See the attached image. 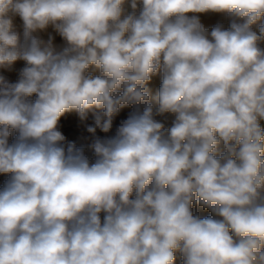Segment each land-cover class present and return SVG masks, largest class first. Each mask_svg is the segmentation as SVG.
<instances>
[{
    "label": "clouds",
    "instance_id": "obj_1",
    "mask_svg": "<svg viewBox=\"0 0 264 264\" xmlns=\"http://www.w3.org/2000/svg\"><path fill=\"white\" fill-rule=\"evenodd\" d=\"M125 2L0 0V68L25 62L0 76V264H264V0ZM125 106L95 163L64 147L66 113L108 133Z\"/></svg>",
    "mask_w": 264,
    "mask_h": 264
},
{
    "label": "rangeland",
    "instance_id": "obj_2",
    "mask_svg": "<svg viewBox=\"0 0 264 264\" xmlns=\"http://www.w3.org/2000/svg\"><path fill=\"white\" fill-rule=\"evenodd\" d=\"M131 0H126L124 8L125 14L132 11L131 9ZM139 0L137 13L139 12ZM191 15H198L201 23L204 25L205 29L209 32L215 27L217 24H222L225 29L230 26V18L226 13H188ZM13 26L14 30L20 34L21 39L23 38V21L19 16H13ZM259 23V22H258ZM253 29L258 32V25H254ZM34 35L38 36L40 39L47 41L49 37L53 38V43L56 46L57 50H61L65 46V41L63 38L55 31L52 26H49L45 30H40ZM261 47L264 48V43L261 44ZM25 67V62L22 60L16 61L11 68H0V76H3L9 83H15L18 81L20 77L21 69ZM93 75H100L99 69H96L94 66H90L89 69ZM162 83V76L160 74L154 75L151 81L148 84L149 89L151 90V95L155 96L158 92L159 87ZM29 99L35 100L36 95L33 94ZM143 106H141L142 110ZM134 110L133 106H125L123 107L119 114L115 117L113 121V128L110 132L104 133L99 129L96 132L90 133L87 131V127L93 125V117L92 114L89 113L88 120L86 122H81L79 116L75 112L66 113L64 116L60 118L58 123V130L65 136L64 147L67 148V145L70 143H74L77 148L83 149L84 156L88 159L90 164L95 163L97 157L95 155L94 149L92 148L93 143L97 138L104 140L113 137L116 134V129L120 125L121 121L128 118L129 114ZM101 111V110H96ZM157 120L164 123L165 128H170L172 126V122L175 119V115L171 113H166L163 117H156ZM261 128L264 129V119L260 120ZM17 133L15 131H11V135L9 137V143L11 144L16 137ZM221 150L223 148L221 146ZM11 174H3L0 173V190H3L6 182L9 180ZM134 198V194L132 197ZM101 220L103 221L104 213H100ZM176 261L175 264H183L181 254L176 252Z\"/></svg>",
    "mask_w": 264,
    "mask_h": 264
},
{
    "label": "crops",
    "instance_id": "obj_3",
    "mask_svg": "<svg viewBox=\"0 0 264 264\" xmlns=\"http://www.w3.org/2000/svg\"><path fill=\"white\" fill-rule=\"evenodd\" d=\"M192 211L194 215H199L201 218H207L209 216H212L213 218L219 219V217L214 216L210 209L204 208L199 204L193 205Z\"/></svg>",
    "mask_w": 264,
    "mask_h": 264
}]
</instances>
